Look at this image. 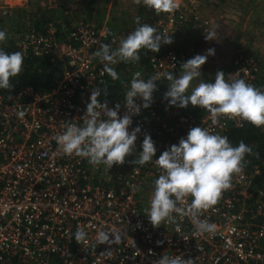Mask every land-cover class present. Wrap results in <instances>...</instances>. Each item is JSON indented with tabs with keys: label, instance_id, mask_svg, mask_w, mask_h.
I'll return each instance as SVG.
<instances>
[{
	"label": "built area",
	"instance_id": "1",
	"mask_svg": "<svg viewBox=\"0 0 264 264\" xmlns=\"http://www.w3.org/2000/svg\"><path fill=\"white\" fill-rule=\"evenodd\" d=\"M4 1L0 0V6L6 15ZM197 5L198 0H181L177 11L146 24L171 39L182 36L188 21L197 22L201 17ZM211 24L202 19L199 29L207 34ZM119 40L108 25L81 22L71 23L63 39L51 23L41 30L28 27L17 37L23 55L56 61L62 70L50 89L21 87L8 95L0 92V264H153L165 253L183 254L185 259H194V264H264L260 164L245 163L243 173L233 179V188L224 192L215 206L217 210L202 214L201 219L217 226L213 234L195 236L190 220L179 217L180 232L172 224L154 228L146 216L160 170L154 163H133L142 151L145 134L156 144L155 160L186 138L192 127L223 135L248 123L221 118L213 125L210 113L199 107L188 112L166 108L161 85L167 82L165 73L177 75L181 53L176 50L152 52L145 57V68L132 62L126 69L130 75L121 81L122 97L107 100L109 108L121 103L122 117L134 73L141 72L145 80L160 76L151 106L132 117L129 131L139 126L141 132L135 153L124 165L111 169L93 166L85 158L64 155L59 149L56 137L65 130L66 122L82 124L80 118L90 102L91 90L102 89L107 79L103 63L92 56L98 42L115 41L112 46L117 47ZM225 78L244 79L264 90L259 62L250 55L232 59ZM21 110L25 112L22 119L17 115ZM77 226L87 234L79 244L75 239ZM100 231L115 235L116 243L111 247L98 245ZM109 250L110 254L101 255Z\"/></svg>",
	"mask_w": 264,
	"mask_h": 264
},
{
	"label": "clouds",
	"instance_id": "2",
	"mask_svg": "<svg viewBox=\"0 0 264 264\" xmlns=\"http://www.w3.org/2000/svg\"><path fill=\"white\" fill-rule=\"evenodd\" d=\"M136 5L141 0H133ZM181 0H143V6L153 9L157 15L172 14L180 7ZM126 37H121L119 45L99 43L98 49L92 53L103 63V71L112 80H118L119 74L113 67L118 62L132 63L141 60L143 50L158 53L162 44L173 43L170 35H162L156 27L141 23ZM206 41L216 40V32L204 34ZM8 34L0 30V45L7 43ZM215 54L208 49L204 54H197L181 64L179 75L165 73L169 81L164 99L170 107L187 108L189 105L199 107L212 118V124L218 125L221 118L246 121L255 127H264V90L255 87L244 79H226L223 71L215 74L214 82H206L202 77V66L209 56ZM24 71V55L21 51L7 52L0 47V90H13L14 78L20 77ZM159 74L146 80L141 72L134 73L130 87L125 94V114L119 115L121 103L109 108L106 99L108 89L99 87L91 90L90 102L86 112L80 118L82 124L67 121L65 130L56 137L59 149L64 155L85 158L93 166L106 165L111 169L114 165L122 166L126 158L135 153L136 141L141 128L137 126L131 132L132 117L139 115L142 109H148L153 103V94L158 91ZM194 81H199L193 86ZM191 89V91H189ZM140 99L142 104L135 101ZM19 118L25 116L24 111L17 113ZM142 151L135 156L133 163L144 166L154 163L160 170L154 180V191L150 198V206L146 216L154 228L162 224L175 225L180 232V220L188 218L195 228V236L213 234L217 226L209 219H201L206 211L215 212L216 205L223 193L233 188V179L243 173L245 157L257 155L251 146L240 141L237 146L229 141L226 135L213 133L204 127H192L186 138H181L178 145L173 144L163 151L158 159L155 142L149 134L144 135ZM190 198V202H189ZM86 232L77 226L76 242L79 244L86 238ZM114 237L115 239H110ZM117 237L108 232L97 234L98 245L111 247ZM110 254V250L102 253ZM153 264H194V259H185L181 255L163 254Z\"/></svg>",
	"mask_w": 264,
	"mask_h": 264
},
{
	"label": "crops",
	"instance_id": "3",
	"mask_svg": "<svg viewBox=\"0 0 264 264\" xmlns=\"http://www.w3.org/2000/svg\"><path fill=\"white\" fill-rule=\"evenodd\" d=\"M17 1H20V4H23H18L19 7H15L14 10H12L13 13L10 17H24L23 13L26 12V17H31L29 23L26 26L19 28L20 30L18 29L19 31L17 32V37L19 36L20 32L26 30V28L28 27H35L39 29L37 26H39L40 22L44 23V25L45 23H51L56 29L57 26L53 24L54 22H58L57 24L66 23L69 26L71 23L75 22L93 21L96 23L108 24L110 27V31L121 38L126 37L127 34H129L138 26L135 23V18L137 16L140 17L142 23L144 20H152L155 17H163L165 15L164 13L157 15L153 9H149L146 6H143V0H141L140 5L134 4L133 0H38V2L40 3H36V0H5L2 4H6L8 6L10 5L9 7H11V4L13 5L17 3ZM29 1L30 3L26 5V3ZM199 2L204 4L203 0H199ZM244 2L245 3L242 4L244 8L239 9L238 17H254L255 24H252L250 26V32L253 35L252 37L254 38L256 37L258 39L259 37H261V40L258 44L260 49H262V51L264 52V4L262 0H244ZM249 2L250 4H248ZM33 3L35 4L34 6H41L43 9L38 8L37 11H31L28 14L29 9L27 6L30 5V7H32ZM45 7H47V9H44ZM226 17L235 16L229 15ZM257 17H260L262 23H259L260 21ZM219 29L224 33L223 26ZM195 35L196 34L192 29L189 30L187 28L183 36L172 39L173 43L171 44V46L174 47L171 48H174V50L181 53L179 67H181V64L183 62H186L188 59L194 57L199 52H202L204 54L208 49H214L215 54L208 57L206 65L202 66V68L207 67V65H211L212 68H216L217 66L215 62L217 60L215 56L220 55V51H225L229 48L226 42H224L225 40H223V42H216L215 40H205V43H198V41L196 40H199L200 37H197ZM59 38L63 39L64 37ZM212 43H214V45H211ZM163 45H161V47ZM161 47L160 51L162 50ZM139 62L143 68L146 67V58L142 55ZM123 67H119V69H122ZM260 69L264 77V64H262V66L260 65ZM201 79L204 80L205 78L201 77ZM117 81L122 84L120 78ZM167 82L162 83V92L164 85H166ZM198 82L199 81H194L193 84ZM210 82H214V80ZM256 128L258 129V127ZM258 132L262 131L259 129Z\"/></svg>",
	"mask_w": 264,
	"mask_h": 264
},
{
	"label": "rangeland",
	"instance_id": "4",
	"mask_svg": "<svg viewBox=\"0 0 264 264\" xmlns=\"http://www.w3.org/2000/svg\"><path fill=\"white\" fill-rule=\"evenodd\" d=\"M203 3H200L198 0V8H199V13L201 15L199 21L195 22L194 20L190 19L188 21V23L186 24V27L184 29V32L186 31V29L188 28L189 30H193L194 33L196 34L195 36L200 37L198 41V43H202V42H206L205 41V36L202 33V31L199 29L200 26V22L202 21V19L205 20H209L211 21V27H210V31L214 30L216 32V42H223V40H225L224 42H226V44L228 45V49H226L225 51H220V55H216V66L218 67H211V65H207V67L202 68L201 72H202V77L205 78L204 81L206 82H210L214 80L215 74L218 71H223L225 74L228 71V66L231 62L232 59L240 56V55H250L252 57H254L258 62L259 65L262 66V64H264V55H263V51L262 49H260L259 47V41L261 40V37H259L258 39L255 37H252L253 35L251 34L250 30V26L252 24H255V19L254 17H238L239 16V9H243L244 6H242V4H244V0H203ZM23 2V1H22ZM263 4H264V0H262ZM30 3L27 2L26 5H28ZM36 3H40L38 2V0H36ZM20 1H17V3L15 4H11V7H7L6 6V10L7 13L6 15H3L1 12V8H0V30H4L7 32L8 37H7V43L5 45H15L17 46L16 42H17V32L20 30L19 28H22L24 26H26L31 17H26V13L24 14V17H10L13 13L12 10H14L15 7H19ZM250 4V2L248 3ZM253 4V1H252ZM35 4H32V7L27 6L28 7V14L31 11H37V9H43L41 6H34ZM240 6V7H239ZM44 9H47V7H45ZM52 9V8H51ZM232 11V13H231ZM235 16V17H226V16ZM163 17H155V20L158 19H162ZM259 19V23H262L260 20V17H257ZM154 19L152 20H144L142 23H147L150 21H155ZM41 23V22H40ZM39 23V25H40ZM58 23V22H57ZM56 22H54L53 24L55 26H57L56 31L58 33L59 37H65L67 29H68V24H57ZM81 23L84 24H94L98 27L104 26V25H108V24H103V23H96L93 21H82ZM44 23H41V25ZM46 24V23H45ZM224 28V33L222 31H220L219 28ZM247 25V26H246ZM38 27V26H37ZM109 27V25H108ZM246 27V28H245ZM110 28V27H109ZM19 29V30H18ZM183 36V35H182ZM214 41V40H213ZM120 42V41H119ZM262 44V43H260ZM119 45V43H118ZM211 45H214V43H212ZM264 45V44H263ZM4 46V45H3ZM174 46L170 45H163L161 47L162 50L167 49V48H171ZM174 49V48H172ZM20 50V49H19ZM242 50V51H241ZM151 51H145L143 50L141 52V55L143 57H147L149 54H151ZM198 54H203L202 52H199ZM252 54V55H251ZM27 56V55H26ZM132 65V63H124V62H118L117 64H115L113 67L115 68V70L117 71V73L119 74L120 77V81H124L128 75H130V73L126 72V69L130 68ZM206 65V64H205ZM124 66V67H123ZM119 67H123L122 69H119ZM181 69L179 67L177 75H179L181 73ZM169 81L166 83V85H164L163 88V97L165 92L168 90V85H169ZM196 84V83H195ZM195 84H193V86H195ZM162 91V90H161ZM191 91V89L189 90ZM166 101V100H165ZM169 104L166 101V108H169ZM194 107H192L191 105H189L187 108L182 109L183 111H191ZM261 133L264 136V127H261Z\"/></svg>",
	"mask_w": 264,
	"mask_h": 264
},
{
	"label": "trees",
	"instance_id": "5",
	"mask_svg": "<svg viewBox=\"0 0 264 264\" xmlns=\"http://www.w3.org/2000/svg\"><path fill=\"white\" fill-rule=\"evenodd\" d=\"M44 24L38 26L39 29ZM7 52L20 51L15 45H4L1 46ZM62 65L58 62L51 61L48 58L38 59L30 55H24V71L20 77L14 78L12 83L14 85L13 90H0L3 94H11L16 92L21 87H32L33 89H50L54 82L57 80L61 73ZM107 88L109 95L103 97V100H109L111 98L119 99L122 97V84L117 80H112L110 76L104 82L102 90ZM255 126L247 123L242 129H230L223 135H226L233 146H237L240 141H244L245 144L252 147L254 153L257 155H249L245 157L247 165L260 164L263 172V177L260 180L264 181V136L261 132H258ZM259 181V182H260Z\"/></svg>",
	"mask_w": 264,
	"mask_h": 264
}]
</instances>
